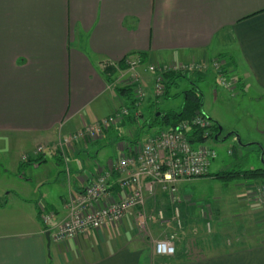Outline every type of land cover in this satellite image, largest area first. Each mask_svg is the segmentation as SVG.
<instances>
[{"label":"crops","instance_id":"crops-1","mask_svg":"<svg viewBox=\"0 0 264 264\" xmlns=\"http://www.w3.org/2000/svg\"><path fill=\"white\" fill-rule=\"evenodd\" d=\"M218 56L236 83L234 92L224 91L240 103L264 106V0H0V160L8 164L6 173L19 172L22 179V191L0 187V210L20 209L14 219L0 221V264H264V240L210 252L222 246L209 239L202 246L207 252L189 256L194 251L186 249V241L204 222L193 212L199 207L188 202L212 203L196 197L186 182L178 184L184 225L178 233L173 204L161 186L152 194L146 191L147 231L138 227L136 208L121 222L63 242H56L49 229L67 218L72 196L115 165L108 145L116 142L120 156L129 153L137 146L134 135L152 128L141 127L146 115L156 105L183 96L170 92V98L155 101L154 74L147 65ZM136 58L143 64L130 70L126 60ZM134 72L148 94L142 118L133 121L129 115L99 139L76 142L64 152L51 147L29 158L40 161L22 166V156L32 155L39 145L54 146L128 106L127 92L118 88L131 86L128 78ZM210 73L212 69L205 79ZM220 92L215 90L213 97L219 99ZM183 101L169 110H180ZM233 130L229 136L236 138L239 133ZM49 159L56 168H47ZM112 173L106 202L124 193L119 182L123 174ZM239 199L240 205L249 206L248 198ZM211 206L214 226L221 228L220 206ZM42 208L54 213L50 226L40 217ZM171 231L179 237L178 252L157 255L153 240Z\"/></svg>","mask_w":264,"mask_h":264},{"label":"built area","instance_id":"built-area-1","mask_svg":"<svg viewBox=\"0 0 264 264\" xmlns=\"http://www.w3.org/2000/svg\"><path fill=\"white\" fill-rule=\"evenodd\" d=\"M205 61H194L191 64L183 62L148 64L146 70L154 74L152 93L154 100L161 99L166 93L165 76L174 72L186 75L190 71L204 72L212 69L217 72L220 84L234 92L235 82L224 74V62L215 59L208 64ZM126 62L133 71L143 64L140 58L127 59ZM140 76L138 72H134L128 78V85L134 88L136 99L134 110L128 106L120 107L113 115L60 139L54 146L39 145L32 155L24 154L22 161L37 157L51 147L64 152L66 147L76 142L99 139L111 126L120 124L131 114L137 120L142 118L143 104L148 94ZM213 125V119L201 109L190 119L179 122L176 128L158 129L143 141L137 142V146L131 148L129 153H123L110 170L99 172L91 185L69 199L66 204L69 210L67 218L53 226L54 228H49L53 231V239L56 242H63L87 231L98 230L108 223L121 222L133 208L138 210L139 226L144 225L147 222V214L144 211L146 191L152 194L157 186H161L168 192L173 204V218L176 223L181 224L180 203L182 198L178 184L209 173L211 162L218 156V153L214 147L203 143L212 138ZM196 128L202 130V140L192 142L189 136ZM115 171L123 174L119 182L124 193L106 202L105 200L109 198L112 172ZM259 196L264 210V185L259 188ZM40 217L46 225L50 226L54 213L42 208ZM163 217L164 212L160 210L159 218ZM153 249L159 256L175 255L174 236L156 240Z\"/></svg>","mask_w":264,"mask_h":264},{"label":"rangeland","instance_id":"rangeland-1","mask_svg":"<svg viewBox=\"0 0 264 264\" xmlns=\"http://www.w3.org/2000/svg\"><path fill=\"white\" fill-rule=\"evenodd\" d=\"M215 59L224 62L221 56L204 58L203 60H206L205 62L209 64V62ZM191 63L192 62H186V64ZM206 72L208 71L187 72L186 76L189 80L187 78H181L178 80V85L171 88V93L182 94L184 90H188L192 87L191 82L195 83L203 93L204 110L209 116L213 117L214 121H220L223 127L221 132L222 139L216 140L215 136L219 133V130H213L212 138L203 143L214 147L218 153V156L211 162L209 174L185 183L187 188L195 194L196 197L200 196L207 202L219 205L220 211L218 217L222 220L221 228L215 227L213 220L216 217V211L211 206L212 204H203L200 199H190L189 201V198H186L189 201L188 204L193 203L199 207V209L194 208L193 212L198 213V216L204 222V224L199 223L201 228L194 230L191 236L192 238L186 241V249H188L189 252L194 251L189 254V256L192 257L200 256L203 253L205 249H203L202 246L206 243L209 244V239L211 243H221L220 247L222 246L220 249H211L210 252L231 250L239 245L241 246V244L254 245L264 240V210L259 196V188L264 185V179L249 180L244 176L227 177L229 172L238 170L245 171L264 166V106L260 103L258 105V103L255 102L243 104V102H238V99L231 98L224 91L227 88L218 86L219 77L214 70L210 73L211 76L203 81L198 82V79H195L198 74H206ZM223 72L228 75L227 73H229V70H227L226 66H224ZM230 80L234 82L233 79L230 78ZM217 89L219 91L221 90L219 99L213 97V93ZM180 96L181 95L175 99L170 98L167 104L161 106L162 109L169 110L171 107L176 109L179 108L180 105L178 103H180L183 98V96ZM232 128L237 129L238 133L241 135V140L237 137L235 138L232 134L229 136L232 131H235ZM127 129H130V126H127ZM154 129L156 130V128L141 130L134 135V141H143L145 136L155 132ZM123 130L124 128L121 129V133ZM117 133L119 134L118 131ZM123 134H126V132L124 131ZM124 137L127 136L124 135ZM115 143L116 142H113L105 149H107L110 155L118 161L120 153L118 154L116 152ZM261 146L262 150H259ZM49 161L51 163L48 164L47 168H56V165L52 163L53 161H51V159H49ZM6 169H8L7 162H5V160H0V187L2 189L14 187L17 191H22L21 174L19 172L17 175L12 172L6 173ZM217 173H222L225 176L217 177ZM240 197L249 199L248 207H243V204L240 205ZM19 211L20 209L14 206L8 207L6 210H0V221L14 219L15 217H13V215H17ZM159 211L160 210H158V216ZM181 211L180 208V212ZM164 218L165 214L162 219ZM181 219V224L177 223L179 227L176 229L177 233L184 228L182 212ZM174 221L176 222V220ZM138 227L141 232L147 231L148 229L147 223ZM217 228H219V230ZM172 235L174 236V243L176 246L175 240L179 237H176V234L172 231L166 233L159 239H165ZM159 239H154L153 244ZM177 252L178 247L176 248V253Z\"/></svg>","mask_w":264,"mask_h":264},{"label":"trees","instance_id":"trees-1","mask_svg":"<svg viewBox=\"0 0 264 264\" xmlns=\"http://www.w3.org/2000/svg\"><path fill=\"white\" fill-rule=\"evenodd\" d=\"M108 71L110 74L114 73V69L111 67H108ZM205 74H198V76L195 79H198L197 81H203L205 80ZM166 82V93L163 95L162 98L168 99L170 98V92L171 88L173 86L178 85V80L181 78H187L185 74H182L181 72H174V73H168L165 76ZM110 78V77H109ZM188 79V78H187ZM189 80V79H188ZM197 83V82H196ZM192 87L188 90H184L182 92L183 94V105L181 106L180 110H164L160 105H156L154 109L150 111V114L146 115L144 123L141 125V127H147L150 126L152 128H176L179 122L182 120H187L193 117L195 114H197L201 109H203V93L199 89V87L191 82ZM195 84V85H194ZM134 88L132 86H122L118 88L119 92H127L126 96V103L129 106L131 110H134L136 108V99L135 94L133 92ZM158 112H160V115H158ZM130 118L133 121H137V118L133 116V114L130 115ZM213 130H219V123L214 121ZM190 139L192 142H199L202 140V130L201 129H194V132L190 134ZM259 150H262V146ZM40 158L36 159H30L26 162H23L22 166L32 164L33 162L40 161ZM209 174V173H208ZM207 174V175H208ZM226 174V173H225ZM222 173H217V177H224ZM234 176H244L245 178L249 180H263L264 179V166L256 169H250V170H238L234 172H229L227 177H234Z\"/></svg>","mask_w":264,"mask_h":264},{"label":"water","instance_id":"water-1","mask_svg":"<svg viewBox=\"0 0 264 264\" xmlns=\"http://www.w3.org/2000/svg\"><path fill=\"white\" fill-rule=\"evenodd\" d=\"M158 115H160V112H158ZM222 132V127L219 126V133L215 136V139H219V137L221 136ZM237 138L240 140L239 136H237Z\"/></svg>","mask_w":264,"mask_h":264}]
</instances>
